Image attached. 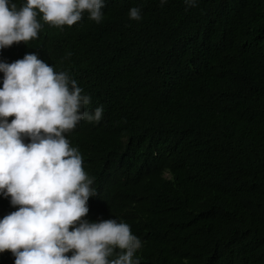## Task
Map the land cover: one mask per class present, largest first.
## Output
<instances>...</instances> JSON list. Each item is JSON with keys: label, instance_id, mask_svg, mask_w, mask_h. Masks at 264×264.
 <instances>
[{"label": "trees", "instance_id": "trees-1", "mask_svg": "<svg viewBox=\"0 0 264 264\" xmlns=\"http://www.w3.org/2000/svg\"><path fill=\"white\" fill-rule=\"evenodd\" d=\"M105 4L99 24L38 12V39L0 50L38 53L91 96L85 110L103 106L66 133L97 189L86 218L128 223L141 264H264V0Z\"/></svg>", "mask_w": 264, "mask_h": 264}, {"label": "clouds", "instance_id": "clouds-1", "mask_svg": "<svg viewBox=\"0 0 264 264\" xmlns=\"http://www.w3.org/2000/svg\"><path fill=\"white\" fill-rule=\"evenodd\" d=\"M183 2L186 10L199 4ZM105 6V0H23L20 6L0 0V50L38 39V12L62 28L85 12L99 24ZM129 17L141 20V8L132 7ZM0 72V195L16 208L0 218V253L10 250L14 264H141L136 254L143 242L128 223L86 218L97 189L80 151L66 138L82 120L98 123L103 106L85 110L91 96L38 53L0 60Z\"/></svg>", "mask_w": 264, "mask_h": 264}]
</instances>
